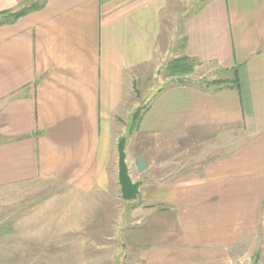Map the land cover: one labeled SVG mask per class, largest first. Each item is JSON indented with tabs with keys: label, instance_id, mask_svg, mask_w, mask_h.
<instances>
[{
	"label": "crops",
	"instance_id": "0c3cea01",
	"mask_svg": "<svg viewBox=\"0 0 264 264\" xmlns=\"http://www.w3.org/2000/svg\"><path fill=\"white\" fill-rule=\"evenodd\" d=\"M2 19V198L55 188L45 221L96 224V264H264V0H0ZM137 110L143 205L107 236Z\"/></svg>",
	"mask_w": 264,
	"mask_h": 264
},
{
	"label": "rangeland",
	"instance_id": "374dc122",
	"mask_svg": "<svg viewBox=\"0 0 264 264\" xmlns=\"http://www.w3.org/2000/svg\"><path fill=\"white\" fill-rule=\"evenodd\" d=\"M118 123L121 124L122 135L117 142L121 137L128 139V133H131L130 121ZM115 156L117 158L114 150L113 167ZM110 186L108 199H104L101 207L99 222L100 233L114 236L115 228L124 216H136L139 212L136 209L143 205L141 194L147 186H139V195L134 201H122L115 178ZM48 188L39 184L36 189L27 192L28 196L22 201L14 200L13 194H6L3 198L0 195V264H96V251H99L96 249V224L94 228L87 224L76 228L73 221L68 228H50L44 214L47 213L45 207L53 200L51 194L55 195V188L54 191ZM102 240V244L106 243Z\"/></svg>",
	"mask_w": 264,
	"mask_h": 264
},
{
	"label": "water",
	"instance_id": "95a60500",
	"mask_svg": "<svg viewBox=\"0 0 264 264\" xmlns=\"http://www.w3.org/2000/svg\"><path fill=\"white\" fill-rule=\"evenodd\" d=\"M126 139L121 137L117 143V180L120 187V196L125 201H133L139 195L140 182H133L128 174L125 162Z\"/></svg>",
	"mask_w": 264,
	"mask_h": 264
},
{
	"label": "trees",
	"instance_id": "16d2710c",
	"mask_svg": "<svg viewBox=\"0 0 264 264\" xmlns=\"http://www.w3.org/2000/svg\"><path fill=\"white\" fill-rule=\"evenodd\" d=\"M25 11H20L16 14H11L12 15V18L15 19L17 17H19L20 15H22ZM11 17V16H10ZM2 23V21L0 20V24ZM182 61V60H180ZM183 63V62H182ZM233 73L234 75L236 74V70L234 69L233 70ZM234 83V85L237 87L238 86V82H237V78L235 77L234 80L232 81ZM139 121H140V110H137L133 116H132V119L130 120V128L129 130H133L138 124H139Z\"/></svg>",
	"mask_w": 264,
	"mask_h": 264
}]
</instances>
